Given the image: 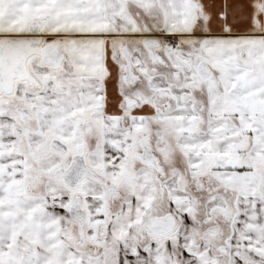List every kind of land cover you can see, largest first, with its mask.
<instances>
[{
	"label": "snow or ice",
	"instance_id": "1",
	"mask_svg": "<svg viewBox=\"0 0 264 264\" xmlns=\"http://www.w3.org/2000/svg\"><path fill=\"white\" fill-rule=\"evenodd\" d=\"M0 264H264V0H0Z\"/></svg>",
	"mask_w": 264,
	"mask_h": 264
}]
</instances>
